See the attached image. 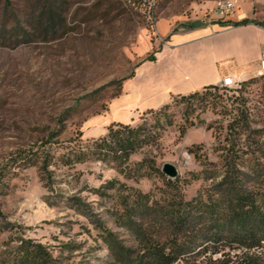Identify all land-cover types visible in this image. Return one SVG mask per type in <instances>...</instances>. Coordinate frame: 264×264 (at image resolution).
I'll return each mask as SVG.
<instances>
[{
	"label": "rangeland",
	"instance_id": "1",
	"mask_svg": "<svg viewBox=\"0 0 264 264\" xmlns=\"http://www.w3.org/2000/svg\"><path fill=\"white\" fill-rule=\"evenodd\" d=\"M203 2L214 5L212 0H0V264H115L106 237L136 254L140 243L116 213L139 191L150 193V204L158 209L196 199L201 209L221 215L195 216L178 240L195 249L174 264H264L259 69L232 87L201 88L206 95L185 102L172 97L168 108L122 121L157 128L126 163L69 155L71 147L82 148L119 122L111 120L113 98L140 61L162 47L155 21L191 18L192 8ZM50 9L54 20L47 18ZM233 100L247 115L244 130L234 121ZM45 142L52 156L45 169L42 160L21 161L22 151ZM165 163L176 165L177 176L163 172ZM234 163L246 195L236 207L234 228L248 229L253 214L256 238L240 240L227 226L232 210L220 199L221 182ZM158 211L151 219L161 218ZM207 231L222 240L203 239ZM168 234L151 221V243L171 245Z\"/></svg>",
	"mask_w": 264,
	"mask_h": 264
},
{
	"label": "crops",
	"instance_id": "2",
	"mask_svg": "<svg viewBox=\"0 0 264 264\" xmlns=\"http://www.w3.org/2000/svg\"><path fill=\"white\" fill-rule=\"evenodd\" d=\"M244 18L249 21L233 24ZM153 30L162 47L126 78L111 102L112 121H133L136 114L164 105L173 95L219 85L226 75L236 80L256 75L264 57V0H241L223 19L160 17Z\"/></svg>",
	"mask_w": 264,
	"mask_h": 264
},
{
	"label": "trees",
	"instance_id": "3",
	"mask_svg": "<svg viewBox=\"0 0 264 264\" xmlns=\"http://www.w3.org/2000/svg\"><path fill=\"white\" fill-rule=\"evenodd\" d=\"M49 20H54V12L50 9L46 12ZM249 20L244 18L239 21H234V25L245 24ZM154 54H151L147 59H153ZM218 85H207L203 88L208 90L209 88H218ZM204 96L206 93L195 90L189 94L173 95V100L177 101H190L197 96ZM236 101L233 100V108L238 112L234 118L237 126L240 125L241 130H244V123L247 119V115L240 109L238 105H234ZM171 103L167 102L164 107L168 108ZM223 107L227 109L226 103ZM234 109V110H235ZM152 112L153 108L147 109ZM230 126H232L230 124ZM232 128V127H231ZM156 124L153 126L144 124L139 126H132L128 123L116 122L108 127L107 133L97 139L88 140L84 145L78 147H71V153L69 155L84 160L85 158H95L99 160H119L120 162H127L131 154L143 144L152 140L156 132ZM185 131V129H183ZM47 142L40 145L34 150H24L20 153L19 158L24 162H38L42 160L43 168L47 166L48 162L52 161L50 151L45 148ZM233 171L235 173H233ZM240 169L236 167L234 163L232 169L228 167L225 170L221 184L225 186L220 192V199L225 201V205L230 208V223L227 225L235 235L239 236L240 240H247L248 238H256L258 235L255 234L256 230V217L250 214V223L248 229L243 230L242 228H234V218L236 217V207L238 202L241 203L246 196L242 189L238 185ZM3 176V175H2ZM0 175V178L2 177ZM217 201V200H216ZM151 202L150 193L138 192L136 198L133 199V203L130 205L127 201L126 206L121 212H117L118 219L121 225L130 229L138 239L140 243V251L135 254V250L130 247L120 245L116 247L114 239L106 237V242L109 244L110 251L114 257L115 264H174L178 259L182 258L184 253L188 250H194V247H188L178 242L180 233L192 224V220L195 216H200L205 220H210L213 215L221 217L218 213H212L209 208L201 209L200 203L196 199L185 200L181 199L178 202L170 203L168 206H161L159 209L154 207ZM216 203V202H215ZM211 205V204H210ZM209 205V206H210ZM153 207L155 209H153ZM159 210L160 217H153L151 219L150 214L153 211ZM216 212V211H215ZM150 218V219H149ZM201 218V219H202ZM150 220V221H149ZM156 220L163 228L169 231V242L171 245L166 243H151L149 232L151 228V221ZM254 222V223H252ZM206 234V235H205ZM217 239L216 241L222 240L217 237V232L207 231L202 235L203 239L207 241L211 238ZM200 244L196 245L198 248Z\"/></svg>",
	"mask_w": 264,
	"mask_h": 264
},
{
	"label": "built area",
	"instance_id": "4",
	"mask_svg": "<svg viewBox=\"0 0 264 264\" xmlns=\"http://www.w3.org/2000/svg\"><path fill=\"white\" fill-rule=\"evenodd\" d=\"M241 0H217L215 5H208L206 2L199 4L198 8H192L191 14L194 16H202L203 18L215 17L223 19L235 12L240 6ZM259 71L264 72V57L259 61ZM237 80L230 75L224 76L219 85L221 87H232Z\"/></svg>",
	"mask_w": 264,
	"mask_h": 264
},
{
	"label": "water",
	"instance_id": "5",
	"mask_svg": "<svg viewBox=\"0 0 264 264\" xmlns=\"http://www.w3.org/2000/svg\"><path fill=\"white\" fill-rule=\"evenodd\" d=\"M162 170L169 177H175L178 174V169L173 163H165Z\"/></svg>",
	"mask_w": 264,
	"mask_h": 264
},
{
	"label": "bare ground",
	"instance_id": "6",
	"mask_svg": "<svg viewBox=\"0 0 264 264\" xmlns=\"http://www.w3.org/2000/svg\"><path fill=\"white\" fill-rule=\"evenodd\" d=\"M260 73L264 74V72L259 71Z\"/></svg>",
	"mask_w": 264,
	"mask_h": 264
}]
</instances>
